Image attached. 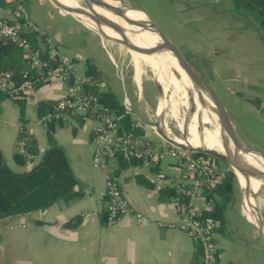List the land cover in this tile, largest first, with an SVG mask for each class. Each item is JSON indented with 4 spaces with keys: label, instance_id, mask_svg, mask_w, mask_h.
Here are the masks:
<instances>
[{
    "label": "crops",
    "instance_id": "1",
    "mask_svg": "<svg viewBox=\"0 0 264 264\" xmlns=\"http://www.w3.org/2000/svg\"><path fill=\"white\" fill-rule=\"evenodd\" d=\"M25 1L23 17L13 1L0 0V18L30 22L36 30L29 40L42 59L66 57L76 77L92 69L105 81L102 91L112 92L120 106L127 96L142 124L136 133L155 143L158 156L148 164L136 156L128 160L118 157L115 162L124 197L150 221L140 224L124 215L107 226L102 171L90 161L95 121L73 113L47 127L37 121L45 113L39 114L37 106L63 96L72 82L46 76L23 97L0 93V152L5 164L13 171H24L54 142L63 148L76 180V194L59 198L44 209L0 219V264H196L202 244L177 227L172 183L181 176L180 161L169 151L173 144L160 129L155 89L138 82L122 66L119 47L109 45L53 0ZM174 4L183 31L182 52L193 57L201 54V58L197 56L200 66L196 63L194 67L216 85L211 84L223 100L227 95L232 98L228 100L232 104H226L236 109L247 141L264 150V31L256 18L237 13L231 0ZM44 36L56 46L51 57ZM0 67L14 79L20 78L29 68V60L21 49L0 39ZM22 123H29L28 149L34 159L20 165L14 161V146ZM130 123V117L128 122L122 120V126H128L123 129ZM153 176L162 180L160 186H154ZM213 198V207H223L212 234L214 264H264L263 212L259 210L260 226L254 227L244 213L235 180L228 201L223 203L216 193ZM199 204L202 215L213 211L208 202L199 199Z\"/></svg>",
    "mask_w": 264,
    "mask_h": 264
},
{
    "label": "built area",
    "instance_id": "2",
    "mask_svg": "<svg viewBox=\"0 0 264 264\" xmlns=\"http://www.w3.org/2000/svg\"><path fill=\"white\" fill-rule=\"evenodd\" d=\"M11 1L17 13L26 17V1ZM35 30L36 28L26 20L0 18V39L21 49L29 60V68L23 71L16 81L10 71L0 67V93L14 98L23 97L46 76L71 81L72 84L65 94L52 101L49 110L37 121L47 127L50 123L63 120L68 113L94 120L90 161L91 166L102 171L103 175L106 196L104 224L110 226L124 215L132 217L137 223H148L150 220L135 211L127 202L121 190L119 176L115 172V162L118 157L128 160L136 156L144 164H148L158 156L155 143L136 133L142 124L134 118L130 100L127 96H123L120 100L123 109L121 113L115 114L110 111L103 105L99 96L105 88V81L102 79L90 81L86 75L76 77L73 64L61 55L55 59L49 57L50 60L42 59L29 40V35ZM44 39L47 45L45 48L51 57L56 46L47 36H44ZM125 116L131 119L128 129H123L122 126ZM28 128L29 123L21 124L20 136L14 150L26 162H31L34 155L28 149ZM169 151L179 159L181 168L180 178L172 183L174 207L179 217L177 227L191 234L202 244V253L196 264H214L216 249L212 242V234L217 226V220L202 216L199 199L208 202L209 207L212 208L214 203L208 195L214 197L223 184L226 172L217 166L213 156L209 154L206 157L197 155L195 149L181 144L171 145ZM151 181L155 187L162 184L158 176H153ZM87 215L89 213L85 214Z\"/></svg>",
    "mask_w": 264,
    "mask_h": 264
},
{
    "label": "bare ground",
    "instance_id": "3",
    "mask_svg": "<svg viewBox=\"0 0 264 264\" xmlns=\"http://www.w3.org/2000/svg\"><path fill=\"white\" fill-rule=\"evenodd\" d=\"M53 1L63 10L67 6L73 7L79 13L78 15L88 23L100 24L103 31L102 36L107 40L112 42L120 40L139 51H150V54L134 53L132 57L138 82L145 78V68L148 67L153 70V76L160 84L162 91L156 108V116L162 117L164 113L169 112L172 116H178L181 119L182 107L186 106L189 109V113H187L188 125L184 137H178L172 133V130H165L166 136L179 144L194 149L212 150L219 153H224L227 150V146H223V139L225 142L227 140L224 129L217 120L214 108L208 100L202 99L198 89L171 56L165 42L148 28V16L144 11L127 6L131 10L126 8L127 10L119 9L115 12L129 23L147 26L143 30L140 27L125 24L118 17L87 3L85 0ZM105 1L114 5L119 4L117 0ZM109 23H118L123 27L125 33L116 32L106 27ZM189 115L209 120V123H212V128H204ZM226 144L228 145V142ZM228 146L229 150L232 149L230 143ZM241 157L245 164L251 166L255 176L249 180L250 194L253 196V193L259 192L261 186L264 187V151L249 144V153ZM238 177L243 184V177L241 175ZM252 196L251 199L249 198V202L251 206H254Z\"/></svg>",
    "mask_w": 264,
    "mask_h": 264
},
{
    "label": "trees",
    "instance_id": "4",
    "mask_svg": "<svg viewBox=\"0 0 264 264\" xmlns=\"http://www.w3.org/2000/svg\"><path fill=\"white\" fill-rule=\"evenodd\" d=\"M234 10L243 15H252L256 18L260 28L264 31V0H231ZM86 77L90 81L98 80V76L89 69ZM19 78H15V81ZM100 100L105 107L115 114L122 112L112 92L102 91ZM51 101H46L37 106L38 113L46 112L50 108ZM125 116L123 121L128 122ZM123 127H128L123 125ZM31 150V149H30ZM32 151V150H31ZM197 155L208 156L206 153L196 151ZM14 161L17 164H25V159L14 153ZM27 164H30L27 162ZM28 169L17 172L11 170L4 162L0 152V219L7 216L19 215L37 209H44L59 198H67L76 194V180L71 172L67 157L63 148L54 142L45 150L37 163L28 165ZM234 175L229 169L226 171L223 184L216 191L223 203L232 196V183ZM212 196L208 195V198ZM214 200V198L212 197ZM222 205L212 207L213 210L205 217L221 218Z\"/></svg>",
    "mask_w": 264,
    "mask_h": 264
},
{
    "label": "water",
    "instance_id": "5",
    "mask_svg": "<svg viewBox=\"0 0 264 264\" xmlns=\"http://www.w3.org/2000/svg\"><path fill=\"white\" fill-rule=\"evenodd\" d=\"M85 1L95 7L101 8L107 11L108 13L118 17L127 25L137 26L142 28L143 30L145 29V27H147V26H141V25H135L133 23H129L124 19H122L121 17H119L117 13H115L117 12V10L119 9L127 10L130 8H128L127 5L120 3L118 0H117L119 2L118 5H114L105 0H85ZM64 9L68 13L72 14L75 17V19L79 21L82 25L99 33L102 36L103 31L100 24L88 23L85 19H83L78 15L79 13L73 7L67 6V8L65 7ZM148 22H149L148 28H150L151 32L155 33L159 38H161L165 42L171 56L175 59L177 65L181 68V70L188 76L192 84L198 89L202 99L204 100L206 99L211 103L212 107L214 108V112L216 113L217 120L221 125L222 129H224L225 137L227 139L226 142L223 139V146L224 147L227 146V150L224 153H219L216 151L205 150V149H195V150L209 154L229 165L230 170L232 171L236 179V182L238 184L240 194L242 196V205H243L244 213L247 216L248 221H250V223L254 227L258 228L260 226L259 223L262 220V217L259 215V210L257 209L258 206L256 205L255 201L253 200L254 206H251L249 202V198L251 199L249 180L250 178H255V176L251 166L245 164L241 157L242 155L249 153V144L251 143H249L246 137L243 135V132L239 127V123L236 117L233 115L232 111L230 110L226 102L223 100L220 94L211 86L209 81L191 63H189L185 59L183 54L180 52L177 44L171 39V37L166 32H164L159 26H157L149 16H148ZM106 27L116 32L125 33L123 27L118 23H109L106 25ZM114 43L120 45L128 52H130L132 55L134 53L150 54L149 50L139 51L137 49L129 47L126 43L120 40L114 41ZM227 142L228 145L229 143L232 145V149L229 150V146L226 144ZM256 148L264 151L259 147ZM239 175L243 177V184L239 180L238 177ZM256 195H257L256 193H253V196L251 195L252 199H255ZM261 195L264 197L263 194ZM256 210H258V212Z\"/></svg>",
    "mask_w": 264,
    "mask_h": 264
},
{
    "label": "rangeland",
    "instance_id": "6",
    "mask_svg": "<svg viewBox=\"0 0 264 264\" xmlns=\"http://www.w3.org/2000/svg\"><path fill=\"white\" fill-rule=\"evenodd\" d=\"M178 1H180V3H184V0H119V2L124 4V5L142 9L153 20V22L157 26H159L164 32H166L171 37V39L177 44L180 52L183 54V56L185 57V59L189 63H191L193 66H198V65H196V63H198L200 66V62H199L200 60L199 61H197V60H198V57L201 58L199 56L201 54L195 55V57H193L191 55V53H189V52H186V53L184 51L182 52L181 36H183L182 35L183 31L181 29V22H180L179 16H178L179 12L176 10L175 4H174L175 2H178ZM101 37L103 39H106L103 36H101ZM107 43H109V45H111V46L119 47L121 49V51H123L122 56H121L122 57L121 58V60H122L121 64L123 67L130 69L132 71L135 79H136L138 76L136 75V72H135L132 54L130 52H128L126 49H124L123 47H121L120 45L115 44L114 42H111L110 40H108ZM145 69H146L145 78L143 80H141V82H145L146 84L151 85L155 89V92L158 95V100H159L160 96H161V91H162L160 88V84L158 82H156V80L153 76V70L148 68V67H146ZM211 84L213 86H216L214 83H211ZM230 99H232V98H230L229 95H227V97H225V99H224L228 105L232 104L231 101H228ZM131 107L133 109L132 105H131ZM230 110L232 111L233 115L235 117H237L236 116V114H237L236 109L234 107H230ZM187 113H189V109L186 108V106H185L184 108L182 107L181 119L178 116H175V117L172 116L169 112L164 113V115L162 117L156 116L158 123L160 124V129L164 133L165 137H167L169 139V141L173 144H179V143H177L176 141H174L171 138H169L168 136H166L165 130H170V131L172 130L173 131L172 133H174L178 137H184L185 129H186V126L188 125ZM133 116H134V118L139 120V118L136 116L135 113ZM190 118L197 121L198 123H200L204 128H207V129L212 128L211 127L212 123H209V120L198 119V118H195L193 116H190ZM246 120H247V118H246ZM239 127H240L241 131L243 132V135L246 137L247 132L243 131V128L241 127V125H239ZM184 146H186V145H184ZM213 158H214V162L217 164V166L220 169L225 170V172L230 169L229 165H227L225 162H223V161H221L215 157H213ZM234 180L236 181L235 177H234ZM263 189H264V187L261 186L259 192L256 193L257 195H256L254 201H255L256 205L258 206V210H260L264 214V197L261 195V194L264 195ZM250 197H251V194H250ZM211 198L212 197H210V200H211Z\"/></svg>",
    "mask_w": 264,
    "mask_h": 264
}]
</instances>
